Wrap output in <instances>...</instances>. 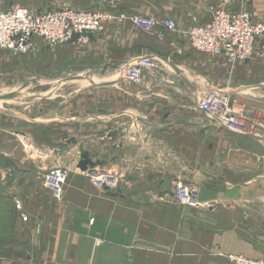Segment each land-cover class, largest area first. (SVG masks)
I'll list each match as a JSON object with an SVG mask.
<instances>
[{"label": "rangeland", "instance_id": "1", "mask_svg": "<svg viewBox=\"0 0 264 264\" xmlns=\"http://www.w3.org/2000/svg\"><path fill=\"white\" fill-rule=\"evenodd\" d=\"M148 1L0 0V10L15 6L37 10L69 7L80 11L100 9L110 14V18L103 21L104 27L84 43L71 40L48 46L38 41L34 50L20 55L0 50V64H5L0 69V93H14L20 102L17 107L22 110H27L38 101L44 109H64L70 116L68 129L64 132L60 128L55 129L52 142H49L54 147H49L47 151L41 147L34 149L27 140L23 142L22 149L32 158L41 159L54 154L55 164H51L46 173L49 169H64L66 176L62 197L59 200L53 196L56 202L63 200L64 185L71 172L85 175L94 188L108 193L123 190L129 177L137 180L149 178L154 181L149 188L157 187L166 193L159 197L163 202L188 207L195 214L210 212L215 221H219L217 217H222V226L231 222L227 225L238 230L241 227L248 238L264 249V133L242 134L243 137L236 139L237 133L216 126L195 106L198 94L214 87L231 95L247 114H257L264 105V55L254 52L245 60L228 63L222 56L193 49L186 31L193 24L204 22L195 16L188 26H182L175 19L180 31L161 30L155 36L122 18L121 14L165 18L154 14L164 6ZM216 2L204 6L210 12ZM237 5H244L242 9H252L255 19L257 16L264 19V0H238L232 8ZM112 27L133 30L160 41L171 38L174 44L167 51L155 50L154 54L160 59L159 70L148 71L139 85H133L124 75V67L132 58L142 55L116 64L109 53L101 49L104 46L95 48L93 45V40L99 39L97 35L108 40V30ZM153 107L159 116L164 111L174 114L182 110L181 115H167L164 119L181 127L174 133L169 131L166 134L163 139L165 147L140 149L143 140L145 144L148 138H155L150 132L153 123L149 120L152 117L143 116L148 115ZM126 109L131 111L130 114L139 110L140 118L126 119L123 112ZM57 124L61 123L57 121ZM143 134L147 136L144 139ZM244 136L247 137L243 139ZM195 137L199 147L196 153L189 146L190 138ZM174 138L177 144L182 142V148L171 147ZM225 138L247 141L249 150L260 153V162L247 163L245 170L241 169L242 166L223 164L221 158L226 149L222 141ZM205 139H208V144ZM141 151L150 154L147 162L133 160L141 155ZM247 160L250 162V158ZM102 171L116 173L117 186L96 187L90 175ZM179 183L194 192L188 202L174 201V189ZM43 184L47 187L44 178ZM222 209L230 212L221 213ZM215 226L218 224L215 223ZM227 254L223 256L230 264Z\"/></svg>", "mask_w": 264, "mask_h": 264}, {"label": "crops", "instance_id": "2", "mask_svg": "<svg viewBox=\"0 0 264 264\" xmlns=\"http://www.w3.org/2000/svg\"><path fill=\"white\" fill-rule=\"evenodd\" d=\"M216 1L149 0L148 3L164 6L154 12L158 17L171 16L182 26H188L193 16L206 21L209 16L206 6ZM243 6L232 9L238 11ZM245 8L256 15L252 9ZM256 19L264 20L258 16ZM97 36L99 39L93 40L94 47L104 46L101 49L108 52L116 64L135 55L167 51L174 44L171 38L160 41L119 27L108 30V40ZM183 48L186 49L185 44ZM4 65L0 64V69ZM37 102L22 110L17 107L20 102L14 93H0V264H228L225 253L248 257L264 255L261 245L248 238L241 227L238 230L227 225L231 222L222 226V217L215 221L210 212L195 214L188 207L163 202L159 197L166 193L157 187L149 188L154 183L149 178L129 177L123 190L108 193L94 188L85 175L71 172L66 178L63 200L56 202L50 188L43 184L46 170L55 164L54 154L32 158L26 155L22 145L29 140L34 149L41 147L47 151L54 147L49 142L55 129L60 128L61 132L68 129L70 116L64 109H44L39 106L41 102ZM149 111L143 116L152 117L150 132L155 138H148L145 144L143 140L139 148L165 147L166 134L174 133L181 126L164 119L167 115H181L182 110L174 114L164 111L160 116L155 114V107ZM123 112L126 119L140 118L139 110L132 114L128 109ZM237 135L236 139L243 137L240 133ZM145 137L143 134V139ZM175 139L171 147L182 148V142L177 144ZM205 140L208 144V139ZM222 145L226 149L221 158L223 164L242 166L245 170L247 163L260 162V153L249 150L247 141L225 138ZM189 146L196 153L198 139L190 138ZM146 153L141 151L133 160L147 162L150 154ZM228 211L222 209L221 213Z\"/></svg>", "mask_w": 264, "mask_h": 264}, {"label": "built area", "instance_id": "3", "mask_svg": "<svg viewBox=\"0 0 264 264\" xmlns=\"http://www.w3.org/2000/svg\"><path fill=\"white\" fill-rule=\"evenodd\" d=\"M238 0H218L209 12L208 19L193 24L187 31V39L195 50L222 56L228 63L249 58L254 52L264 55V20H257L247 9L233 10ZM131 24L147 34L156 35L161 30L180 31L173 18H156L144 14H121ZM110 18L109 12L100 9L80 11L72 8L37 10L15 6L0 10V50L13 55L26 54L34 50L38 41L44 45H55L71 40L84 43L91 35L100 31L103 21ZM160 59L154 53L132 58L124 67V75L133 85H139L148 71H157ZM223 90L208 87L198 94L197 110L206 114L216 126L244 135L264 131V105L257 114H247L243 106L236 104ZM26 146V145H25ZM64 169H49L44 181L57 199L62 197ZM92 183L98 188L117 186L116 173H91ZM193 191L183 184L174 189V201L188 202ZM230 264H264V256L248 257L241 253H228Z\"/></svg>", "mask_w": 264, "mask_h": 264}]
</instances>
